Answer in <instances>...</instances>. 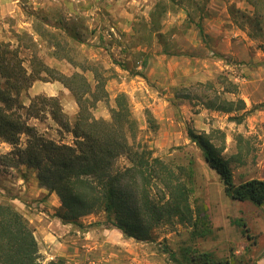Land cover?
Returning <instances> with one entry per match:
<instances>
[{
	"label": "rangeland",
	"instance_id": "374dc122",
	"mask_svg": "<svg viewBox=\"0 0 264 264\" xmlns=\"http://www.w3.org/2000/svg\"><path fill=\"white\" fill-rule=\"evenodd\" d=\"M247 5L245 0H15L14 16L0 19V42L15 48L16 33H27L19 56L28 72L34 54L59 73H81L91 87L96 82L93 71L100 73L107 95L96 101L94 117L108 119L116 96L124 94L137 123L129 143L144 144L153 156L183 166L189 188L190 218L158 223L148 241L107 227L103 212L82 217V228L69 223L57 240H49L35 214L52 217L59 208L39 205L49 199L48 191L38 184L35 170L18 162L15 146L0 137V201L10 202L28 220L41 263L51 255L69 264H199L185 259L186 250L195 249L229 264H264V203L226 195L218 174L187 134H206L238 183L264 179V125L247 120L252 105L242 118L234 119L231 116L242 111L210 110L196 99L175 96L182 87L187 88L184 93L198 92L199 82L225 73L238 89L223 96L242 99L240 83L249 77L243 64L258 51L264 53V31H254ZM28 89L20 93L24 105L33 97ZM64 96L57 98L65 112ZM48 109L26 122L46 137L72 143L71 133L60 128ZM67 115L73 120L76 113ZM19 140L18 146L24 147L26 135L20 134ZM127 165L124 154L114 162L116 169ZM40 188L43 193H37Z\"/></svg>",
	"mask_w": 264,
	"mask_h": 264
},
{
	"label": "trees",
	"instance_id": "16d2710c",
	"mask_svg": "<svg viewBox=\"0 0 264 264\" xmlns=\"http://www.w3.org/2000/svg\"><path fill=\"white\" fill-rule=\"evenodd\" d=\"M245 1L252 7L253 29L260 35L264 31V0ZM16 35L18 44L15 48L0 42V137L15 146L13 151L20 164L36 171L38 184L48 192L56 193L60 207L54 216L62 223L82 228V217L103 212L107 227L119 229L123 236L137 241L150 240L153 229L162 221L173 217L188 220L191 211L189 188L184 181L185 169L153 156L144 144L134 145L133 140L129 143L137 123L126 96H116L108 119L94 117L92 109L96 101L107 95L103 76L93 71L96 82L91 87L81 73L70 76L59 73L34 54L28 72L19 56V48L27 45L21 39L28 35L25 32ZM36 80H55L68 88L78 106L73 120L61 110L57 96L39 94L33 96L28 105L23 104L21 91ZM199 83L201 89L198 92L189 89L184 93L187 88L182 87L175 96L196 99L210 110L242 111L231 116L234 119L248 113L241 98L228 100L223 96L225 93L236 94L238 89L225 73L218 74L212 81ZM47 107L60 128L71 133L72 143L46 137L26 122ZM147 117L150 126L155 127L149 113ZM22 133L26 135L24 147L18 146ZM187 134L200 148L206 164L218 174L226 195L256 205L264 203V179L252 177L235 183L228 161L211 144L209 137L192 130H187ZM123 154L128 165L114 168L115 160ZM154 187L158 192H153ZM185 259L199 264H229L226 259H214L209 252L195 249H187ZM0 264L69 263L62 256L41 263L38 242L28 220L10 202L1 200Z\"/></svg>",
	"mask_w": 264,
	"mask_h": 264
},
{
	"label": "crops",
	"instance_id": "0c3cea01",
	"mask_svg": "<svg viewBox=\"0 0 264 264\" xmlns=\"http://www.w3.org/2000/svg\"><path fill=\"white\" fill-rule=\"evenodd\" d=\"M248 9H252L250 5H247ZM15 13V0H0V19L6 15L14 16ZM248 61V60H247ZM243 69L246 74L249 75L247 79H243L240 83L241 88V97L246 105L245 109H248L249 106H253L251 112L249 113L248 119L253 122V125L263 126L264 125V53L257 52L249 63L243 64ZM29 95H46V96H59V94L65 95L63 97L64 103L67 105L65 107L66 114H75L77 111V104L73 97L68 96V91L64 86L57 81H34L29 89ZM63 103V105H65ZM31 183H34V180H31ZM45 190V189H44ZM43 188L39 189L37 193H43ZM49 196L48 200H42L39 202L41 206L50 205L54 208L60 207V202L54 192H45V195ZM51 200V202H50ZM50 203V204H49ZM49 209V208H48ZM46 216V217H45ZM36 219L39 221V225L46 227L43 229L46 234L47 239L57 240V237H60L66 229L69 227V223L63 224L59 218L52 215V217L47 216L46 214L38 213L35 214ZM87 231L88 235L94 233ZM52 251L53 247L48 245ZM60 254V252H57ZM54 256V255H53ZM49 258H53L49 255Z\"/></svg>",
	"mask_w": 264,
	"mask_h": 264
}]
</instances>
